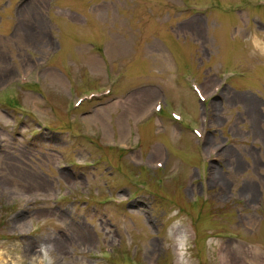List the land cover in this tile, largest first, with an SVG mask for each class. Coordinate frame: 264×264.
<instances>
[{
    "label": "rangeland",
    "instance_id": "rangeland-1",
    "mask_svg": "<svg viewBox=\"0 0 264 264\" xmlns=\"http://www.w3.org/2000/svg\"><path fill=\"white\" fill-rule=\"evenodd\" d=\"M0 264H264V0H0Z\"/></svg>",
    "mask_w": 264,
    "mask_h": 264
},
{
    "label": "bare ground",
    "instance_id": "bare-ground-1",
    "mask_svg": "<svg viewBox=\"0 0 264 264\" xmlns=\"http://www.w3.org/2000/svg\"><path fill=\"white\" fill-rule=\"evenodd\" d=\"M196 23V22H195ZM196 27V25H193ZM74 223V222H73ZM72 224V223H71ZM76 224V223H75ZM67 225H70V223H67ZM70 227V226H69ZM66 234L69 236L68 238H65V242H68L69 239L72 242H81V241H85L87 239L91 238L90 233L87 230V234H85V231L83 228H80L79 230L75 231V232H69L67 231Z\"/></svg>",
    "mask_w": 264,
    "mask_h": 264
}]
</instances>
